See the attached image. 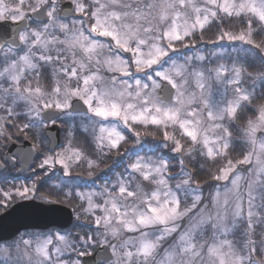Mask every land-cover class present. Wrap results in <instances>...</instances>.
Instances as JSON below:
<instances>
[{"label":"clouds","instance_id":"1","mask_svg":"<svg viewBox=\"0 0 264 264\" xmlns=\"http://www.w3.org/2000/svg\"><path fill=\"white\" fill-rule=\"evenodd\" d=\"M0 264H264V0H0Z\"/></svg>","mask_w":264,"mask_h":264},{"label":"snow or ice","instance_id":"2","mask_svg":"<svg viewBox=\"0 0 264 264\" xmlns=\"http://www.w3.org/2000/svg\"><path fill=\"white\" fill-rule=\"evenodd\" d=\"M60 162L63 163V161H60ZM44 163L45 164H49V163H51V161L50 160H45ZM28 191H29V189L28 188H25V189H23V191L20 194L21 195L27 194Z\"/></svg>","mask_w":264,"mask_h":264}]
</instances>
